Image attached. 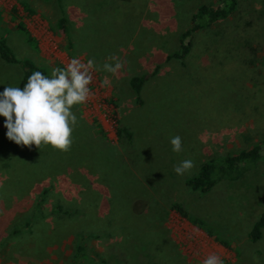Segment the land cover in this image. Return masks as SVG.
I'll use <instances>...</instances> for the list:
<instances>
[{
	"label": "rangeland",
	"instance_id": "1",
	"mask_svg": "<svg viewBox=\"0 0 264 264\" xmlns=\"http://www.w3.org/2000/svg\"><path fill=\"white\" fill-rule=\"evenodd\" d=\"M57 1L0 0V39L45 69L26 96L22 65L0 56V264H264V229L249 238L264 157L209 193L187 185L212 159L264 148V0H237L182 60L169 56L217 0Z\"/></svg>",
	"mask_w": 264,
	"mask_h": 264
},
{
	"label": "trees",
	"instance_id": "2",
	"mask_svg": "<svg viewBox=\"0 0 264 264\" xmlns=\"http://www.w3.org/2000/svg\"><path fill=\"white\" fill-rule=\"evenodd\" d=\"M59 6V0L57 1ZM238 6L237 0H217L215 5L203 6L192 17V26L184 34L181 35L179 40L178 51L169 56V59L182 60L184 59L192 49V39L194 33L201 29L208 28L214 24H219L229 19L235 12ZM68 18L61 17L57 23V27L62 33L65 40L69 45H73L68 34ZM18 29L26 31L22 24L18 25ZM0 56L8 64H21L23 67V83L26 86V96L30 94L35 74L43 75L45 69L39 68L36 65L29 62H20L14 55L12 49L6 43L5 40L0 39ZM146 82L145 76H134L130 80V86L137 95V103L141 104V93ZM26 118L31 122L42 124L40 116L36 110L31 106L26 111ZM122 128L117 129V135L120 137L123 133ZM264 157V148L262 143L229 154L220 160L212 159L206 162L200 169L197 176L187 180V185L194 191H200L202 193H209L217 184L222 180H238L242 178L251 166L259 164ZM48 190L46 189L41 196V203L46 201ZM177 213H179L184 219L191 221L192 224L202 228L203 225L198 220H193L189 214L182 208V206L175 205L173 207ZM52 214L62 215V209L60 206H55L52 209ZM32 224V220L27 221V226ZM264 229V214L259 221L254 225L249 238L253 241H258L262 236ZM212 234L211 232H208ZM77 252V253H76ZM75 254L77 258L84 255V248L82 245L75 247Z\"/></svg>",
	"mask_w": 264,
	"mask_h": 264
},
{
	"label": "crops",
	"instance_id": "3",
	"mask_svg": "<svg viewBox=\"0 0 264 264\" xmlns=\"http://www.w3.org/2000/svg\"><path fill=\"white\" fill-rule=\"evenodd\" d=\"M196 226V225H195ZM198 227V226H197ZM198 228H200V227H198ZM207 233H208V231H207ZM208 235L209 236H212L216 241H219V240H217L212 234H210V233H208Z\"/></svg>",
	"mask_w": 264,
	"mask_h": 264
}]
</instances>
